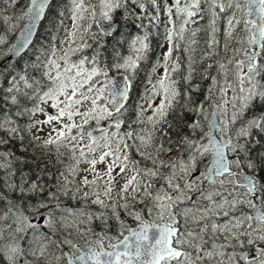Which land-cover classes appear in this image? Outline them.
<instances>
[{
  "label": "snow or ice",
  "instance_id": "6c2138e0",
  "mask_svg": "<svg viewBox=\"0 0 264 264\" xmlns=\"http://www.w3.org/2000/svg\"><path fill=\"white\" fill-rule=\"evenodd\" d=\"M4 2L14 6L19 0ZM149 2L157 10L150 20L159 27V0ZM54 3L55 0H26L16 17L26 20V24L11 45L10 55L23 58L25 52L31 51L39 27L48 15H56L52 11ZM132 5L147 15L145 0H71L72 24L65 29L67 38L62 42L68 47L61 49L60 56L55 47L47 49L44 60L40 55L45 50H38L40 54L30 64L34 69L44 65L39 77L19 75L18 80L28 90L22 92V99L32 105L29 108L25 103V110L32 115L43 114L46 119L39 123L55 122L60 126L53 129L55 137L50 135L44 141L45 147L55 146L56 160L52 163L62 164L64 160L73 163L67 165V172L57 168L60 177L57 178L49 170V159L38 161L37 168L43 165L44 175L54 182L59 194L48 192L45 198V187L36 180L30 181L27 189L37 196L31 216L25 214L19 201L8 202L7 211H0V259H6L7 264H18L22 256L24 264H264V111L244 121L246 126L242 125L235 133V142L225 134L228 125L224 121L209 122L207 131L197 139L182 134L176 122L178 111L198 114L204 111L203 104L192 99V92L199 90L192 84L198 62L193 53L202 30L185 27L198 23L196 17L209 16L208 27L203 29L205 47L200 56V60L210 61L201 71V79L210 80L205 100L215 94L214 88L222 96H227L231 89V101L226 99L224 103L237 109L239 102V109L231 115L232 124L255 107L254 101H264V0H174L175 19L172 6L164 9L168 48L163 53V63L157 61L151 66L148 76L151 95L146 92L143 99L152 114L144 118V106H137L138 130L121 117L129 110L137 69L149 58L150 33L144 31L143 35L128 40L118 39L110 53L108 44L101 42V37L124 35L116 19L121 8L133 17L134 26L147 28L143 17L132 11ZM232 9L235 11H229ZM225 12L228 28L224 37L218 38L217 20ZM237 12L246 17L242 29L246 39L238 41L239 47L228 43L229 38H235V26L241 23ZM128 15L121 13L124 20ZM59 17L58 28L63 26L64 13H59ZM136 20L141 23L135 25ZM94 25L99 32L93 31ZM221 40L226 62L212 61L214 55H219ZM180 41L186 46L182 48ZM4 42L0 37V44ZM84 49H91V55L74 60L73 56ZM180 51L188 54L186 68L178 78H173L181 68L180 57L173 53ZM161 67L163 72L153 82L152 75ZM214 67L217 75L210 76L209 69ZM112 69L117 73L123 70L124 74L109 75ZM11 80L7 92L21 93L16 87L17 76ZM181 82L186 87L181 88ZM10 99L13 105L21 104L17 95ZM49 108L52 113L47 111ZM225 114L221 105L213 107L214 121ZM2 120L0 129L11 122L7 117ZM102 121L107 123L102 125ZM122 123L126 124L123 133ZM188 127L195 132L200 123L197 120ZM17 131L7 129L5 135H0V144L9 143ZM174 131L179 137L175 140ZM217 131L219 138L215 135ZM76 177L79 183H75ZM70 184L74 186L70 188ZM7 187L17 188L15 184ZM19 191L23 194L25 189L20 187ZM61 196H70L77 208L62 205ZM115 197L123 203L116 200L112 204L111 216L78 210L87 201L108 209L105 198L113 201ZM6 199L0 192V203ZM118 209L131 216L136 227H126ZM38 217L43 218L42 223L33 222ZM111 217L119 224L116 237L107 236V244L106 234L94 243L87 239L88 234L97 235L91 226L94 219L109 227ZM85 224L86 229L80 227ZM42 227L47 231H41ZM73 233L85 239L83 248L68 239ZM114 238L116 243L111 242ZM21 241L27 247H22ZM65 245L75 251L65 252ZM57 252L60 254L56 255ZM27 256L33 259L28 260Z\"/></svg>",
  "mask_w": 264,
  "mask_h": 264
},
{
  "label": "rangeland",
  "instance_id": "374dc122",
  "mask_svg": "<svg viewBox=\"0 0 264 264\" xmlns=\"http://www.w3.org/2000/svg\"><path fill=\"white\" fill-rule=\"evenodd\" d=\"M174 2V0H173ZM26 0H19V3L16 5H6L4 0H0V37L4 38V43L0 44V72H3L4 75L0 76V95L3 94L4 90L1 87V84L3 83L4 80H6V77L8 76L9 79H7V84H12V80L11 77L14 76V72L12 73V71L10 72L9 70H11L10 68H12L13 63L15 61H11L9 59L10 57V50H11V45L16 41L17 36L20 32L21 27L24 26V24L26 23V20H20V19H16V17L20 14V10L24 7L23 5H25ZM145 5H146V9L149 10L150 12H147V15H144L146 18V23H144V25L147 26V28L144 29V31H149L150 33V41L149 43H154L155 39H153V36L155 33H158L159 29L157 27H155L154 25L156 24V21L154 20H150L151 17L155 16L157 14V10L154 6H152L149 2V0H145ZM168 6V3H166V0H159V16H160V22L159 24H161V18H163V14H164V9ZM172 7L175 8V6L170 5ZM205 7H207L206 5H204ZM70 7H71V0H68V6H67V10L64 11V23L63 26L61 27H56L53 29L54 33L52 35L51 38H49L48 40L44 41L41 44H38L40 47H38L37 49L35 48L34 50H32V52L30 51L29 56L25 59L26 61L28 60H33L36 58V56L38 54H40L38 52V50L40 49H44L45 52L44 54L40 55V59L44 60L47 58V49L49 48H53L55 47L57 50V56L62 55V51L61 49H66L68 47L67 44L62 43L63 41L66 40V32L65 29H70L71 28V24L72 21L70 19L71 16V11H70ZM235 11V10H234ZM237 18H239L241 20V23L235 26L234 29V39L229 38L228 39V43L230 44V46H236L239 47V43L238 41L242 38L246 39V34L242 31L243 29V20L246 19V17L243 16L242 13L237 12L236 13ZM60 19V17H59ZM165 19L167 20V16L165 17ZM175 19V18H173ZM196 19V18H194ZM248 19V17H247ZM59 21V20H58ZM121 21L123 23L124 19L121 18ZM207 22V17L205 16L204 19H199L198 23L196 27H200L201 28V32L198 33L201 34V36H197L199 42V45H203V37H204V31L203 29L208 27V24H206ZM13 26H15V28H13ZM125 26V25H124ZM151 27V28H149ZM187 29H194V24H190L185 26ZM216 27L218 29V33L217 36L218 38H223L224 34L228 28V24L226 23V25L223 27V18L221 17V14H219V18L217 20V24ZM150 30H153L152 32H150ZM152 33V35H151ZM140 35H143V33H138ZM159 36H158V41H160V45L163 44V47H160V45L158 46V48L156 50H152L153 54L151 53V48L150 51L148 53L149 57H152L154 55L158 54V58L154 60V64L159 61L161 64L163 63V53L167 51L168 48V44L167 41L164 40L165 39V34L164 31L161 30V32L159 31ZM188 33L186 32L185 35H187ZM123 36H128V34H125ZM152 36V37H151ZM77 43H79V40H77ZM183 47H185V43L183 41L179 42ZM223 40H221V47L219 50V55L218 56H213L212 57V61L215 60H225V55H224V51H223ZM151 45V44H150ZM199 45H196V51L193 53V55L197 58V63L195 65L196 68V72L194 74L193 80L195 79V76L198 77V75L201 74L202 69L204 68V66L209 63L210 61L208 59H204V60H200V56L201 54H198V50H201V47ZM126 48H127V44H125ZM35 55V56H34ZM84 55V53H78L77 56H73V59L76 60L78 56H82ZM126 55V54H125ZM174 56H179L181 59V68L179 70V72H177L176 74H174L173 78H178L180 73H183L185 71L186 68V57H187V53L180 51V52H176L175 54H173ZM231 55V52H229V56ZM226 62V60H225ZM37 63H40L39 61H37ZM153 64V65H154ZM198 65L200 66V68L198 69ZM88 66V65H86ZM230 68L232 67L231 65L229 66ZM40 68L41 70L44 69V65L40 64ZM163 68H159L157 70V72L155 74L152 75V81L155 82L156 78L163 72ZM123 73V71L121 72ZM199 73V74H198ZM150 74V73H149ZM209 74L210 76L213 75H217L215 67L213 69H209ZM19 75H24V74H19L16 73L15 76H17V80ZM129 75H132L131 73H129ZM149 76V75H148ZM102 79V78H100ZM220 82H221V86H223V79L222 77L219 78ZM144 82V87H143V94L140 97V99L136 102L135 105H133V107H131V109H129L124 116L121 117L122 121H131L133 124V127L137 128V130L139 129L140 125L136 123V116H137V111H139V108L137 107L138 105H143L144 106V118H146L148 115L152 114V110L148 108V102L145 101L143 99L144 94L147 92L148 95H151V84L148 83V77H147V81L143 80ZM184 85L183 82H181L180 87ZM210 85V83H209ZM10 86H8L7 88H9ZM186 86V85H185ZM16 87L20 88L21 90L26 91L27 89L24 88V84L23 81H19L16 84ZM209 87V86H208ZM207 87V88H208ZM207 90V89H206ZM214 91V95L208 99L205 100L204 99H200V101L197 104H203L204 106V111L203 113H196L194 112V120H192V123L196 122L197 120L200 123V128L196 129L195 132H193V130L189 127V134L188 136L192 137L193 139H197V138H202V132L203 131H207L208 129V124L209 122H212L213 119V107L217 104L221 105L223 109L226 110V114L222 115L219 117V121H224L225 123H227L228 127H227V131H226V135H231L234 142H235V133L240 129V127L246 126L244 124V121L252 118V117H246V112L243 116V118H238L237 122L235 124H232L231 121V115L233 113V111H236L239 109V102L237 101V109H233L231 103H224V101L227 99L229 101H231V98L233 96V92L231 89L228 90L227 96H222L217 90L216 88L213 89ZM207 93V92H206ZM236 94H239V86H236ZM206 96V95H205ZM255 102V101H254ZM30 108V107H29ZM2 109V108H1ZM131 110V114L129 115V111ZM3 111V110H2ZM47 111L49 113H52V109H47ZM18 112H23V115H18ZM179 115V114H178ZM3 117H7L11 122L8 123L6 125V127L4 129H0V135H5V132L7 129L9 128H17L18 131L15 133L14 136L11 137V139H18V138H22L23 136H25L24 138H26L27 140L31 141V142H35L37 144L38 147H45L44 146V141L46 139L49 138V136L51 135L52 137H55L56 132L53 131V129H59V125L56 124L55 122L51 123V124H43V123H39L40 121H43L44 119H46V117L41 114V113H36L35 115H32L30 112L26 111L25 108L22 109H13L10 111L5 112L4 114L1 115L0 118V122H3L2 118ZM127 117V119H126ZM180 117V116H179ZM76 120L79 121V117H76ZM107 121H102L101 124L104 125L106 124ZM191 123V124H192ZM34 125V126H33ZM221 127H224V124L221 123L220 124ZM114 130V129H110ZM126 130V124L122 123V127H121V133H123ZM94 134H98V133H94ZM217 136H220V133L217 131ZM6 139H8L7 136H5ZM206 142V141H203ZM131 143V142H130ZM138 143V142H137ZM5 144H0V192L3 193V195L7 198L4 202H7L6 205L8 204L10 200V198L8 197V195H10L13 191V189L8 188L7 185L8 184H15L17 186V188L23 187L25 189L24 194H26V196H29L31 194H29L27 192L28 187L30 186V183L28 182V178L25 174V172L23 173L21 168H17L14 167V161L12 160L10 154L8 152H5L3 149V146ZM45 148H49L51 149L52 152V156H49L46 159L50 160V164L53 165L52 162H54L56 160V151H55V146H47ZM63 151V149H62ZM187 156V153H185V158ZM164 159H167L166 156L163 157ZM73 163L71 160H64V162L62 164H55L57 165V168H59L60 171L62 172H67V165ZM82 167H84V165H81ZM57 171V170H56ZM56 177H59V173H56ZM17 178L20 180V182L17 180ZM42 179H45L44 175L39 176V178L37 180L40 181L41 184L44 185L45 190L43 193V196L46 198L48 192H57L59 194V189L54 185L53 187L50 185H46L47 183L44 182ZM69 180H72V177L69 176ZM32 181H36V180H32ZM19 182V183H18ZM75 183H79V177H76ZM101 183H103L101 181ZM20 184V186H18ZM73 184H70L69 187H73ZM103 198V197H102ZM116 200H119L118 197H115L113 201H109L105 198V203L109 204V208L108 209H104V208H100L99 206L96 205H92L91 201H87L85 203H82L81 205H79V209L78 210H83L85 212H92V213H96L97 215L100 213H105L108 216H111V206L113 203L116 202ZM52 205H55V201L51 202ZM60 203L62 205H70L72 206L74 209L77 208L76 205V201L71 199L70 196L68 197H64L61 196L60 198ZM119 203H123V200H119ZM26 204H30L28 202H26ZM31 204L30 207L28 208V212H26L25 210V214L31 216L32 215V209H31ZM23 210V209H22ZM138 210V209H137ZM118 211L121 213V219L124 221L125 226L126 227H136V222L133 220V218L131 216H128L127 214L124 213L123 209H118ZM62 213H57V215H61ZM47 215V213L45 214ZM114 218L112 220V224L114 228H111V222L110 219ZM108 221V224L110 225L109 227H105L100 219H94L91 222V226L94 228L95 233L97 235L93 236L92 234H88L87 239L88 240H92L93 243L95 242L96 239L99 238L100 235L102 234H106L105 235V244L108 243L107 240V236H112V237H116L118 235V231H119V224L118 222L115 220V217H111ZM147 219H152L151 217H146ZM43 218L42 217H38L36 218L33 222L35 223H42ZM131 222H134L135 225L132 226ZM87 224L85 225H81V228L86 229L87 228ZM112 229H115L116 232H114ZM41 231H47V229H44L43 227L41 228ZM64 235H67L66 232L63 233ZM127 234V232H125V235ZM28 237H25V241L27 240ZM68 239L72 240V242L74 244L77 245V247L83 248L85 245V239H82L78 234L73 233L72 236H69ZM25 241H23V245L22 247H27V244L25 243ZM112 243H116V239H112L111 241ZM64 251L65 252H69V251H75L74 249H70L67 245L64 246ZM60 253L57 252L56 255H59ZM28 260H32L33 258L31 256H27L26 257ZM24 259L25 257L22 256L19 258L18 264H24ZM51 259V258H50ZM0 264H7L6 259H0ZM241 264H243V262H241Z\"/></svg>",
  "mask_w": 264,
  "mask_h": 264
},
{
  "label": "trees",
  "instance_id": "16d2710c",
  "mask_svg": "<svg viewBox=\"0 0 264 264\" xmlns=\"http://www.w3.org/2000/svg\"><path fill=\"white\" fill-rule=\"evenodd\" d=\"M24 6V5H23ZM68 0H55L54 5L52 6V11H54L56 13V15H48L46 17V20L44 21L39 34L37 36V39L31 49L34 50L35 48L37 49L38 47H40L38 44L43 43L44 41L48 40L49 38L52 37L53 35V29L56 27V24L59 20V13H63L64 11H66L68 8ZM205 7V6H202ZM132 11L138 13L140 16L143 17V24L146 23V18H145V13L141 12V10L135 6L132 5L131 6ZM147 12L149 13L150 11L147 10ZM121 13H124L125 15H128L125 12V9L123 8L122 10L117 11V21L119 22V25L121 27V30L123 33L128 34V36H121L120 34L115 35V37H101V42L102 43H107L108 44V51L109 53L111 52V48L113 45H115L116 40L118 39H124V40H128L131 37H134L135 35H137L138 33H143L144 29H140L137 26H134V24L132 23L133 21V17L128 15V19L124 20L123 23L121 21ZM207 17V22L206 24H208L209 22V16L206 15ZM196 20H199V17H196ZM141 23L140 20H136L135 21V25H139ZM125 25V26H124ZM197 26V24H195ZM151 28V27H149ZM93 31H97L99 32L100 30L98 28L93 27ZM153 30H150V32H152ZM152 35V33H151ZM159 31L158 33H155L153 36V39H155L154 43H150V48H151V53L153 54L152 50H156L158 48V46L160 45V41H158V36H159ZM199 37L201 36V34L198 35ZM152 37V36H151ZM88 43H94L92 40H88ZM199 45V44H198ZM201 47V50H198V54H201L204 51V44L203 45H199ZM124 54H128L127 53V48L126 46H124ZM92 50L91 49H84L83 53L84 55H91ZM82 53V54H83ZM29 52L20 60H17L15 62H12V68H10L11 70H9L10 72L12 71V73L14 72V75H16V73L19 74H27L29 77H34V78H38L39 77V73L41 70V68L39 67L38 69H34L31 64L30 61H34L33 60H28L26 61L25 59L29 56ZM35 56V55H34ZM158 58V54L154 55L152 57H149L147 60L142 61L140 67L137 69L138 75H135L134 80H133V90L131 93V98L129 101V109H131V107H133V105L136 104V102L140 99V97L143 94V87H144V82L143 80L147 81V77L150 73V69L151 66L154 64V60ZM37 62V61H36ZM200 68V66L198 65V69ZM26 70V71H25ZM123 70H121L119 73H121ZM117 74L115 69L110 70L109 75H115ZM199 74V73H198ZM7 79H9V77H6V80L3 81V83L1 84L2 89L4 90L3 94L0 95V118L1 115L4 114L7 111H10L13 109H22L24 108L23 105L25 103L28 104V107H31V101H23L22 99V92H24V90H21V93H16L15 91L13 93H8L7 92V87L10 86V84H7ZM210 80L207 79H201V74L197 76H195L194 81L192 82L193 85L198 86L199 90L198 91H193L192 92V99L195 100L197 103L200 101V99H204L206 93V89L209 86ZM186 87L185 85H182L181 88ZM1 90V88H0ZM28 91V90H26ZM12 95H17V98L21 101V104L19 106L17 105H13L11 103V96ZM255 107H253L251 110H248L246 112V117H254L255 115L260 114L262 111H264V101H259L256 100L254 102ZM2 108V109H1ZM3 110V111H2ZM131 114V110L129 111V115ZM179 114V115H178ZM180 116V117H179ZM176 122L179 125V130L182 132V134L188 135L189 134V130H188V125H190L192 123V120H194V112H177L176 113ZM173 117L170 115L169 119L171 120ZM127 119V117H126ZM128 121V119H127ZM25 136H23L22 140L21 138L18 139H10V142L5 144L3 146V149L5 152H8L12 158V160L14 161V167L17 168H21L23 173L25 172L27 178H28V182L30 183V181L32 180H37L39 178V176L44 175V171L45 169L43 168V165L40 166V168H37V163L38 161L42 160V159H46L49 156H52V152H49V148H45L43 146L38 147L37 144L35 142H31L29 140H27L26 138H24ZM179 137L176 135V132H173V139H178ZM49 170L52 173H57V165H55L53 163V165H49ZM264 175V174H262ZM45 179H42L44 182H46V185H50V186H54V182L49 180V177L47 175H44ZM17 180L20 182V180L17 178ZM18 182V183H19ZM20 186V184L18 185ZM8 197L10 198L11 201H19L20 205L22 206V209L25 210L26 212H28V208L31 205L36 204L37 202V196L35 195H29L26 196V194H22L19 191V188H16V190H13L12 193L10 195H8ZM26 202L30 203V204H26ZM7 202L4 203H0V211L6 212L7 211ZM114 218L110 219V222L112 224V220ZM131 225L134 226L135 223L131 222ZM111 228L113 227V224L111 225ZM114 232L115 229H112ZM28 239V238H27ZM23 241H21V245L24 246Z\"/></svg>",
  "mask_w": 264,
  "mask_h": 264
},
{
  "label": "flooded vegetation",
  "instance_id": "af4514ba",
  "mask_svg": "<svg viewBox=\"0 0 264 264\" xmlns=\"http://www.w3.org/2000/svg\"><path fill=\"white\" fill-rule=\"evenodd\" d=\"M166 3H168V6H170V5H173L174 6L173 0H166ZM202 6H204V5H202ZM234 10L235 9H232V10H229V11H234ZM217 11H218V9H217ZM173 13H174L173 18H176L175 17V8L174 7H173ZM220 14H221V17L223 18V27H224L226 25V23H227V20H228V12L220 13ZM117 17L118 16L116 14V19H117ZM165 17H166V15L163 14V18H161V24H159V27H157L160 32H161V30H163L164 31V34H165V27H164V25H165V22H166ZM177 27H178V25H177ZM194 28H196V25L195 24H194ZM164 40H166V39H164ZM175 53L176 52H174L173 54H175Z\"/></svg>",
  "mask_w": 264,
  "mask_h": 264
},
{
  "label": "water",
  "instance_id": "95a60500",
  "mask_svg": "<svg viewBox=\"0 0 264 264\" xmlns=\"http://www.w3.org/2000/svg\"><path fill=\"white\" fill-rule=\"evenodd\" d=\"M122 9V8H121ZM248 19H254V18H252V17H248ZM44 23V22H43ZM42 23V24H43ZM26 24V23H25ZM24 24V25H25ZM42 26V25H41ZM41 26L39 27V30H40V28H41ZM38 33H39V31H38ZM38 33H37V35L34 37V42H35V40H36V38H37V36H38ZM19 35H20V32H19V34H18V36H17V38L19 37ZM107 37H111V36H107ZM17 40V39H16ZM33 46V45H32ZM32 46H31V48H32ZM29 52V51H28ZM28 52H25L24 54H23V56L25 55V54H27ZM9 59L11 60V61H17V60H19V59H21V57H18V56H15V55H10V57H9ZM124 73H117V74H115L116 76H121V75H123ZM212 122H218V120L217 121H214V117H213V119H212ZM215 135L217 136V132L215 133ZM229 136H231V135H229ZM232 137V136H231ZM217 138H219L218 136H217ZM127 235V234H126Z\"/></svg>",
  "mask_w": 264,
  "mask_h": 264
}]
</instances>
